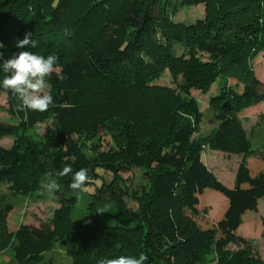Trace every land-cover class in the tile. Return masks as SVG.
Wrapping results in <instances>:
<instances>
[{"label":"trees","instance_id":"trees-1","mask_svg":"<svg viewBox=\"0 0 264 264\" xmlns=\"http://www.w3.org/2000/svg\"><path fill=\"white\" fill-rule=\"evenodd\" d=\"M198 3L206 6V20L192 26L173 21L181 7ZM263 16L264 0H0L3 59L24 50L58 57L46 78L54 98L48 110L26 109L0 88L6 100L0 112L20 113L23 121L19 126L0 121V140L14 138L11 148L0 146V183L12 181L18 192L36 189L43 178L56 179L60 194L67 196L51 221L39 227L22 224L14 232L8 219L16 207L0 203V256L9 257L7 264H48L43 254L55 244L76 247L70 252L73 264H106L141 253L145 264H264L240 234L264 198V148L252 149L242 119L264 103V84L253 66L264 53ZM26 34L39 42L37 48L16 47ZM178 48L191 63L179 60ZM199 53L209 56L211 67L199 63ZM216 65L224 67L219 74ZM166 69L175 78L183 76L177 88H139ZM221 74L225 81L211 102L218 128L211 137L197 139L203 114L188 97L196 88L209 92ZM4 75L0 72V79ZM129 87L140 94L124 103L119 94ZM118 112L124 125L114 120L109 130L123 145L105 156L104 170L116 178L123 170L141 168L146 182L133 187L136 208L129 207V186L94 187L87 207L95 224L85 226L70 214L78 193L96 182L103 165L97 159L91 181L72 189V173L82 169L80 152L86 148L73 136L98 123L106 126ZM48 121L52 127L44 142L21 135L26 127ZM146 128L152 133L142 145ZM207 147L243 157L234 187L204 163ZM67 167L72 173L58 175ZM206 192L225 200L212 222L205 219ZM109 207L114 209L108 212ZM103 216L114 223H105ZM255 223L264 236V218L258 215ZM234 244L242 247L232 252Z\"/></svg>","mask_w":264,"mask_h":264},{"label":"rangeland","instance_id":"rangeland-1","mask_svg":"<svg viewBox=\"0 0 264 264\" xmlns=\"http://www.w3.org/2000/svg\"><path fill=\"white\" fill-rule=\"evenodd\" d=\"M181 7V6H180ZM252 15H256V13H252ZM264 18V16L262 17ZM207 19V11L204 3L186 5L180 8L179 12L174 15L173 21L176 23H181L184 26H192L198 22H203ZM264 20L262 19V26L264 28ZM264 33V31H263ZM184 50H180L178 48L177 57L181 62L190 61L188 55L184 56ZM199 59V63L209 64V56L206 54H197ZM197 60V59H196ZM225 60V59H224ZM191 63V61H190ZM210 65V64H209ZM223 65L225 63L223 62ZM212 65H210L211 67ZM254 68L256 76L260 78V81L264 84V53H261L254 60ZM205 67V66H204ZM224 67L220 65H216L213 69L216 70V73H221ZM211 69V68H210ZM183 76L180 74L175 78L173 72L169 69L164 70L156 79H152L148 81L147 85H139V88H177L178 85L183 82ZM225 81L224 76L221 74L217 81H215L209 92H205L202 89L196 88L191 90L190 96L188 98L192 99L198 106L199 111L203 114V121L200 126V131L198 132L197 139L200 138H209L211 137L218 128V123L215 119L214 106L211 104L212 99L220 94V88L223 86ZM197 84H201L197 83ZM139 88L136 92L133 89L127 88L120 92L119 96L121 97V101L124 103L129 101L131 95L140 94ZM49 85L46 82L45 92H49ZM128 91V92H126ZM183 94V93H182ZM182 97H186L183 94ZM147 97V96H146ZM143 99V98H139ZM138 99V100H139ZM140 101V100H139ZM6 100L0 96V106H5ZM262 108L256 110L252 113H247L242 117V119L246 120L243 122L244 128L250 138L252 143V149H262L264 148V103L261 105ZM114 117L116 119L106 120L105 125L102 126L99 123L93 129H89L87 131H81L73 136L75 140L79 144H83L86 146L83 151L80 152V157L82 159L81 165L84 167L86 171H88V179L91 181L92 176L89 173L93 170V164L98 163L99 159L103 168H99L97 172H99L100 177H97L96 182L85 188V191H81L78 193V200L71 211L70 217L73 221L81 223L85 226H93L95 224V219L89 214L87 207V200L89 198V193L94 189V187H100L102 184L106 183L108 186L118 184L124 188L129 186V207L136 208V204L133 200V197H138V194L135 193L136 190H133V187H140L144 185L146 180L144 177V171L141 168H134L132 171L123 170L121 174L114 178L112 174L104 170V164L106 162V155H111L113 153L118 152L122 143H117L115 140V136L111 130H109L110 122L117 120L119 122V127H123L125 118L124 115H121L120 112L115 114ZM0 121L18 125L23 124L21 115L18 113L17 116H12L7 111L2 110L0 112ZM28 126V125H27ZM52 127V122L48 121L45 123H39L34 127H26L24 131L21 132V135H26L30 137L33 141L42 143L45 141L47 134L49 133V129ZM121 132V130L119 131ZM152 132L145 129L141 135V144L147 145L146 142L149 140V136H151ZM145 142V143H144ZM14 143V138H5L0 140V146L5 148H11ZM203 160L209 166L210 170L218 177H220L221 182L227 187H234L236 176L238 172V168L240 163L243 160V157L236 154H227L221 151L212 150L210 148H205L203 150ZM92 162V163H91ZM251 162H254V158H252ZM93 172V171H92ZM50 181H55L58 185L56 179H46L43 178L42 183L38 185V187L34 190H28L26 188L19 189L18 192L14 191L12 188V181H6L0 183V203L2 204H12L16 207V210L11 214L9 218V229L14 232L16 228H18L22 224L32 225L35 227L41 226L43 223H47L51 221L54 217V214L57 210L62 208L61 200H67L66 195H61L57 189L50 191L49 183ZM203 201L206 204L207 215L205 219L217 220L221 216L224 207L225 200L221 196H217L211 193L204 194ZM114 209L113 207H109L108 212ZM250 214L251 221L246 223L240 234L243 235L248 241L252 242V246L256 254L262 257L264 260V236H263V228L258 229L256 227L255 218L260 215L264 218V198L260 201L258 214L252 213ZM102 220L109 224L114 223L113 219H110L107 216H103ZM262 234V235H261ZM242 247V245L234 244L229 247V250L237 251ZM76 250V247L73 244H69L68 246H61L59 244H55L50 250L46 251L43 256L45 258L46 263L48 264H73L72 256L70 252ZM8 256L5 255V258L0 256V264H7ZM139 258V257H135Z\"/></svg>","mask_w":264,"mask_h":264},{"label":"clouds","instance_id":"clouds-1","mask_svg":"<svg viewBox=\"0 0 264 264\" xmlns=\"http://www.w3.org/2000/svg\"><path fill=\"white\" fill-rule=\"evenodd\" d=\"M39 42L31 34H26L22 40L16 41V47L21 49H35ZM0 43V48H3ZM58 57L49 54L46 57L30 50L20 51L13 56L3 59L0 53V72L4 73L0 79V88L10 91L22 102V106L32 111L44 112L54 104L53 96L45 92L46 78L55 71ZM57 78H62L57 76ZM72 173L71 167H67L58 172L64 176ZM88 179L86 169L72 173L70 187L80 190ZM58 185L55 181H50L49 190H55ZM147 257L141 253L139 258L130 256H120L106 261V264H145Z\"/></svg>","mask_w":264,"mask_h":264},{"label":"crops","instance_id":"crops-1","mask_svg":"<svg viewBox=\"0 0 264 264\" xmlns=\"http://www.w3.org/2000/svg\"><path fill=\"white\" fill-rule=\"evenodd\" d=\"M202 159H203V155H202ZM204 161V160H203ZM205 163V162H204ZM206 164V163H205ZM207 165V164H206ZM209 167V166H208ZM217 178H219V179H221L220 177H218L217 176ZM235 184V183H234ZM232 186H234V185H232ZM261 201V200H260ZM259 204H260V202H259ZM259 209V208H258ZM251 215H253L252 213H251ZM8 228H9V219H8ZM19 228V227H18ZM18 228H16L14 231H16ZM10 230V229H9ZM11 231V230H10ZM4 259V258H3Z\"/></svg>","mask_w":264,"mask_h":264},{"label":"water","instance_id":"water-1","mask_svg":"<svg viewBox=\"0 0 264 264\" xmlns=\"http://www.w3.org/2000/svg\"><path fill=\"white\" fill-rule=\"evenodd\" d=\"M1 170L5 172L9 171V169H6V168H2Z\"/></svg>","mask_w":264,"mask_h":264}]
</instances>
